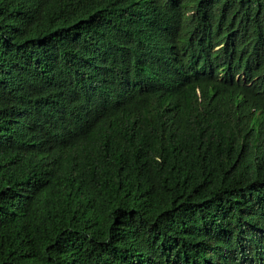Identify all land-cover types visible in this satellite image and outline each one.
I'll return each mask as SVG.
<instances>
[{
	"label": "trees",
	"instance_id": "1",
	"mask_svg": "<svg viewBox=\"0 0 264 264\" xmlns=\"http://www.w3.org/2000/svg\"><path fill=\"white\" fill-rule=\"evenodd\" d=\"M0 264H264V0H0Z\"/></svg>",
	"mask_w": 264,
	"mask_h": 264
}]
</instances>
